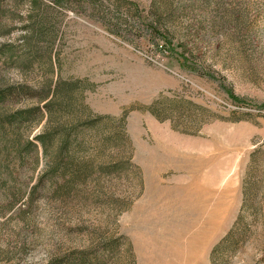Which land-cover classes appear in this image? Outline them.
Returning a JSON list of instances; mask_svg holds the SVG:
<instances>
[{
    "label": "rangeland",
    "instance_id": "obj_1",
    "mask_svg": "<svg viewBox=\"0 0 264 264\" xmlns=\"http://www.w3.org/2000/svg\"><path fill=\"white\" fill-rule=\"evenodd\" d=\"M79 256L264 264V0H0V264Z\"/></svg>",
    "mask_w": 264,
    "mask_h": 264
},
{
    "label": "trees",
    "instance_id": "obj_2",
    "mask_svg": "<svg viewBox=\"0 0 264 264\" xmlns=\"http://www.w3.org/2000/svg\"><path fill=\"white\" fill-rule=\"evenodd\" d=\"M59 83L57 84L56 87H53L52 93L54 94L53 97L59 92V87H58ZM50 100L46 102V105L49 106L50 104ZM96 117L98 118H102L104 115L103 114H95ZM82 121H78L76 123H74V129L76 133H78V131L80 132L81 130H83L84 128L81 126L82 123H80ZM84 125H87L86 123H84ZM78 128H81V130H79ZM70 134V131L69 133ZM47 136V129L43 128L39 133L36 134V138L38 139L37 142V146L40 145L41 146V150L44 153H48L50 151V146L47 142L46 139ZM63 146L66 147L67 152H68V159H73L75 152L77 150H79V146L80 143L78 141H71V139L68 137V139H65L62 143ZM62 147V146H61ZM36 188V184H34L31 188V190L33 191ZM231 234L228 233L221 241H219L217 244H215V249H220L223 245L224 240L229 237ZM221 250V249H220ZM216 251V250H215ZM214 251V252H215ZM48 264H58L55 261H50ZM64 264H90V262L88 261V259L86 258V256H79V257H72L69 259V261H67ZM91 264H97L96 261L91 262Z\"/></svg>",
    "mask_w": 264,
    "mask_h": 264
},
{
    "label": "bare ground",
    "instance_id": "obj_3",
    "mask_svg": "<svg viewBox=\"0 0 264 264\" xmlns=\"http://www.w3.org/2000/svg\"><path fill=\"white\" fill-rule=\"evenodd\" d=\"M195 243V242H194Z\"/></svg>",
    "mask_w": 264,
    "mask_h": 264
}]
</instances>
